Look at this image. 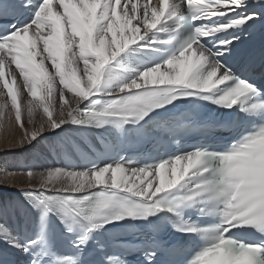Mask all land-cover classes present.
I'll use <instances>...</instances> for the list:
<instances>
[{
  "label": "snow or ice",
  "instance_id": "1",
  "mask_svg": "<svg viewBox=\"0 0 264 264\" xmlns=\"http://www.w3.org/2000/svg\"><path fill=\"white\" fill-rule=\"evenodd\" d=\"M0 19L16 21L0 24V122L44 117L21 146L119 133L101 154L62 139L82 162L26 170L0 203L18 221L0 222V264H128L109 248L131 223L149 228L137 264H264V0H0ZM258 27L257 58L241 44ZM202 102L226 110L228 144L125 154L129 137L179 143L180 105Z\"/></svg>",
  "mask_w": 264,
  "mask_h": 264
},
{
  "label": "bare ground",
  "instance_id": "2",
  "mask_svg": "<svg viewBox=\"0 0 264 264\" xmlns=\"http://www.w3.org/2000/svg\"><path fill=\"white\" fill-rule=\"evenodd\" d=\"M155 2V0H154ZM2 99V98H0ZM58 111H57V116H58ZM44 117L42 115L41 112H37L35 119L33 121V123H31V126L36 129L39 128L40 124L42 123ZM5 125V126H4ZM7 126H8V130H7ZM69 128H71V126H68ZM0 136H2V142L4 139H11L12 138V127L10 125V121L5 119L3 122H0ZM14 130V129H13ZM58 131V130H57ZM51 135V136H49ZM52 135H54L51 131L46 130L43 133V139L40 140V143L37 144L35 147V153H34V159H33V167H35V163L38 162L40 163V161L38 160L39 158L46 160L47 162L50 159V155H55L56 152L53 151L50 147L51 144L53 143H59L62 139H67L69 140L71 143H79L81 144L82 147L86 148V146L88 145V143L86 142L88 139L90 140L92 137V132L90 133H81V132H75V131H70L69 134L67 136H65V134H60V135H55V138L52 139ZM92 144L93 141L90 140ZM11 141H8L6 144H0V151L3 152V149L6 147L8 149V151L10 150V148H8L10 146ZM35 143V142H34ZM5 145V147H4ZM18 150L14 151L13 149H11L10 152H4L3 154H0V162L4 161L6 164L11 163L12 160H14L18 156L20 155V153H23L25 151H27L28 147H26L25 145L22 146V148L20 149V143L19 146H17ZM2 148V149H1ZM47 152V153H46ZM77 155L76 154H72V155H68V154H64L62 153L60 157H64V156H69V157H75ZM62 166V160L60 161V163H58V165ZM57 166V165H56ZM30 168H32V166H29ZM59 167V166H57ZM34 170V169H33ZM6 173V172H5ZM14 174V175H13ZM13 175V177H11ZM11 177V178H10ZM26 178L29 181V178L26 175H23L22 173H11V175H7L6 177L3 176V180L0 183V187H5V186H12L13 188H18L20 187V183L21 181H23V179ZM13 198V201H18L20 199L19 195L11 194L10 198ZM12 201V200H11ZM4 202V201H3ZM2 202V203H3ZM2 222L7 223L8 225L15 227L18 224L17 218L15 215L9 214L8 216H5L3 218H1Z\"/></svg>",
  "mask_w": 264,
  "mask_h": 264
},
{
  "label": "rangeland",
  "instance_id": "3",
  "mask_svg": "<svg viewBox=\"0 0 264 264\" xmlns=\"http://www.w3.org/2000/svg\"><path fill=\"white\" fill-rule=\"evenodd\" d=\"M25 98L27 99V97ZM10 125L12 127V138L4 139L2 142L3 138L2 136H0V144L2 143L6 144L8 141H11L10 146L8 147L10 148V150L8 151V149L4 145L5 148L3 149V152L0 151V154H3L4 152H7V151L10 152L11 149H13L14 151L18 150L17 146H19L20 141L24 137V131L28 130L30 132L34 130L31 124L28 123V118H27L26 113L24 115V129H21L19 125H17L14 119V115L12 116V119L10 120ZM7 130H8V126H7ZM53 138H55V135H52V139ZM90 140H92V138ZM25 146L28 147L27 151L20 153L19 156L17 154V157L14 160H12L11 163L8 162V164H6L4 161L0 162V183L3 180V176L6 177L9 173L19 172V173H22L23 175H26V170L30 168L29 167L30 165L32 166L31 169H34V172H37V173L39 171L44 170L47 167L56 166V165L61 166V164L58 165V163H60L62 159V157H60L62 153L59 155L56 153L55 155H50V159L48 162L46 160L39 158L38 160L40 161V163L36 162L35 167H33L32 163L34 159L35 148H33L32 145H29V144H25ZM19 148L20 149L22 148L21 144ZM13 175L11 177H13ZM31 183H35V182L33 181ZM20 185L21 186L18 188L17 187L13 188L12 186H8V187L5 186L3 188L0 187V203H2L3 201L4 202L11 201V200L13 201V198L12 197L10 198V195L14 193L18 195V192H19L18 190L28 187L30 185V181L24 178L23 181H21ZM0 222H2L1 218H0Z\"/></svg>",
  "mask_w": 264,
  "mask_h": 264
}]
</instances>
